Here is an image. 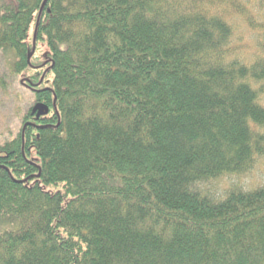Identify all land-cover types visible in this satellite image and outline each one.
Here are the masks:
<instances>
[{"label":"trees","instance_id":"obj_1","mask_svg":"<svg viewBox=\"0 0 264 264\" xmlns=\"http://www.w3.org/2000/svg\"><path fill=\"white\" fill-rule=\"evenodd\" d=\"M0 51L48 107L0 145V264H264V178L208 186L264 155V0H0Z\"/></svg>","mask_w":264,"mask_h":264},{"label":"rangeland","instance_id":"obj_2","mask_svg":"<svg viewBox=\"0 0 264 264\" xmlns=\"http://www.w3.org/2000/svg\"><path fill=\"white\" fill-rule=\"evenodd\" d=\"M238 34L242 36L243 48L246 53L250 46L249 30L241 25L238 28ZM29 39V36H28ZM44 44H37V50L34 58L42 57ZM7 56L0 51V145L14 138L22 126L23 115L26 111L35 105L32 92L25 88L19 81V78L13 74L7 64ZM52 74L48 73L46 79L51 81ZM264 178V155L257 159L254 167L246 174L241 176H227L217 181H212L208 186L212 189L215 196H220L230 184L236 183L242 188H249L259 184ZM46 188H51L50 186Z\"/></svg>","mask_w":264,"mask_h":264},{"label":"water","instance_id":"obj_3","mask_svg":"<svg viewBox=\"0 0 264 264\" xmlns=\"http://www.w3.org/2000/svg\"><path fill=\"white\" fill-rule=\"evenodd\" d=\"M35 111H37V116L44 115L48 112V107L41 103H36L32 108V112Z\"/></svg>","mask_w":264,"mask_h":264}]
</instances>
